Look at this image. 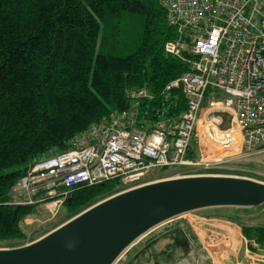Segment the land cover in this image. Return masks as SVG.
<instances>
[{
  "label": "trees",
  "instance_id": "16d2710c",
  "mask_svg": "<svg viewBox=\"0 0 264 264\" xmlns=\"http://www.w3.org/2000/svg\"><path fill=\"white\" fill-rule=\"evenodd\" d=\"M174 37L158 0H0V243L21 245L24 220L37 214L39 204L19 205L13 219L18 205L10 195L31 164L66 151L74 134L110 111L128 108L127 89L146 88L160 100L164 86L188 69L164 52ZM173 94L184 109L182 93ZM117 182L74 189L62 204L71 216L41 236L119 192ZM224 218L264 248V227Z\"/></svg>",
  "mask_w": 264,
  "mask_h": 264
},
{
  "label": "built area",
  "instance_id": "2783aa9c",
  "mask_svg": "<svg viewBox=\"0 0 264 264\" xmlns=\"http://www.w3.org/2000/svg\"><path fill=\"white\" fill-rule=\"evenodd\" d=\"M158 3L175 32L164 52L188 69L164 86L160 100L146 88L127 89L128 108L110 111L74 134L66 151L31 164L10 190L12 204H39L51 213L79 187L116 180L122 191L149 182L147 174L161 168L178 170L172 176L206 174L264 153V0ZM218 112L229 114L230 127H221ZM201 132L221 155L212 156Z\"/></svg>",
  "mask_w": 264,
  "mask_h": 264
},
{
  "label": "water",
  "instance_id": "95a60500",
  "mask_svg": "<svg viewBox=\"0 0 264 264\" xmlns=\"http://www.w3.org/2000/svg\"><path fill=\"white\" fill-rule=\"evenodd\" d=\"M217 115L222 128L230 127L228 113ZM263 203L264 182L254 178L219 173L168 176L97 201L27 244L0 247V264H114L139 237L170 219L200 209Z\"/></svg>",
  "mask_w": 264,
  "mask_h": 264
},
{
  "label": "rangeland",
  "instance_id": "374dc122",
  "mask_svg": "<svg viewBox=\"0 0 264 264\" xmlns=\"http://www.w3.org/2000/svg\"><path fill=\"white\" fill-rule=\"evenodd\" d=\"M225 97L226 96L222 94L216 97L210 95L206 100V104L209 103V100L224 99ZM200 126H203V122H200ZM204 135V132H201L202 143L206 146L207 150H209L211 144L209 145V141ZM211 147L212 151L210 152L212 153V156L221 155V152L216 146ZM219 169L223 172L235 173L233 175L246 176L262 181V179L264 180V153L237 159L229 163H223L219 166ZM170 171H176L175 173H177L178 170L171 169L164 172L154 170L147 174L144 181H153L168 177L170 176ZM121 189V187L117 188L118 191ZM70 216L71 215L67 213L63 205H60L56 211L51 213L45 210V206H38L37 214L28 217V223L24 224L26 226L24 230L27 238L22 244L27 240L32 241L33 239L35 240L41 237V234H43V232L49 227ZM224 217L234 218L236 222L248 226L264 227V203L252 208L215 207L200 209L170 219L139 237L120 255L114 264H155V262L160 264L162 261L164 262L165 256L160 255V252L162 248H164V243L167 240L162 239V234L166 231L176 230L180 227H184L190 231L191 246L185 252H176L173 262L174 264H211V259L217 264H236V262L241 264L243 259L245 260L244 264H264L258 260H264V258H260L259 256H253L252 258L245 257L247 240L242 236L240 226L235 222L226 220ZM213 223L217 226L221 225L224 229L226 226L227 228L229 227V229L232 228L231 232L233 233V236L229 247H232L231 243L235 244L233 245L231 252H228V250L225 252L223 250L221 251L216 244L213 246V243L208 245V236L204 235L203 232H201V235L198 234V229L216 230L217 228L213 226ZM211 239L212 238H210V240ZM153 242L156 244L151 246L150 244ZM10 245L13 244L0 243V247ZM148 246L150 247L149 250ZM225 246L226 245H224V247ZM150 251L151 254L149 253ZM258 252L261 251H257L256 253L258 254ZM210 255L213 258H211Z\"/></svg>",
  "mask_w": 264,
  "mask_h": 264
},
{
  "label": "crops",
  "instance_id": "0c3cea01",
  "mask_svg": "<svg viewBox=\"0 0 264 264\" xmlns=\"http://www.w3.org/2000/svg\"><path fill=\"white\" fill-rule=\"evenodd\" d=\"M262 181L264 182L263 179H262ZM213 226L215 228H217V229L216 230H211V229L210 230H208V229H200L199 230L198 229L197 230V231H199L198 234L201 235V232H203L206 236H208L207 237L208 245H210L211 243H213L212 245L214 246V244H216L218 246V248L221 249V251L223 250L225 252L226 250H228V252H231L232 247L235 244V243H231L232 244V247H229L230 246L231 238L233 236V233L231 232L232 231V228L229 229V227L227 228V226H226V228L224 229L223 227H221V225L220 226H217V225H214V223H213ZM210 238H212V239L210 240ZM224 245H226V246L224 247ZM256 250L257 251H261V252H258V254H257L256 253L257 252ZM250 254H252V255H250ZM253 256H259L260 258H264V248H261L254 241H252L250 243H248V241H247V243H246V249H245V257L252 258ZM211 258H213V257L211 256ZM258 260L264 263V260H260V259H258ZM212 261L215 262L213 259H211V262ZM244 261L245 260L243 259L241 261V264H244ZM225 262H228V261H225ZM222 264H226V263H222ZM236 264H240V263L239 262H236Z\"/></svg>",
  "mask_w": 264,
  "mask_h": 264
},
{
  "label": "flooded vegetation",
  "instance_id": "af4514ba",
  "mask_svg": "<svg viewBox=\"0 0 264 264\" xmlns=\"http://www.w3.org/2000/svg\"><path fill=\"white\" fill-rule=\"evenodd\" d=\"M162 239L167 241L164 243V248H162L160 252L162 256H165V261H162L160 264H174L176 252H185L191 246V233L184 227L164 232L162 234ZM155 244L156 243L153 242L150 245L154 246ZM149 249L150 247L148 246V250ZM149 253L151 254V251ZM155 264L159 263L155 262Z\"/></svg>",
  "mask_w": 264,
  "mask_h": 264
}]
</instances>
